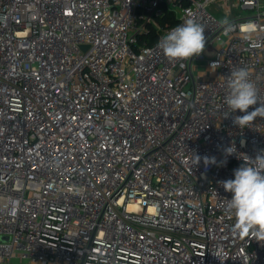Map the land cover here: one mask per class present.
<instances>
[{
    "label": "built area",
    "instance_id": "1",
    "mask_svg": "<svg viewBox=\"0 0 264 264\" xmlns=\"http://www.w3.org/2000/svg\"><path fill=\"white\" fill-rule=\"evenodd\" d=\"M188 19L205 51L170 61ZM238 68L264 102V0H0V264H264L217 183L264 150Z\"/></svg>",
    "mask_w": 264,
    "mask_h": 264
},
{
    "label": "clouds",
    "instance_id": "2",
    "mask_svg": "<svg viewBox=\"0 0 264 264\" xmlns=\"http://www.w3.org/2000/svg\"><path fill=\"white\" fill-rule=\"evenodd\" d=\"M227 23V21H225ZM205 28L195 20L188 19L182 25L174 27L158 42V47L170 61L191 60L205 51ZM218 66L213 63L211 68ZM229 94L226 104L230 113L239 110L244 115L233 118V124L241 129L248 128L255 119L264 117V102L258 100V89L250 79L246 68H238L230 72L227 78ZM248 111L251 106L257 105ZM243 141L241 144L243 145ZM224 155L236 152L234 144L226 147ZM201 157L194 153L193 162L198 165ZM239 168L234 170V179L222 180L217 183L226 191L232 193L227 199L226 211L235 218L234 231L249 236L259 242L264 241V150H260L254 158L243 159ZM207 166L215 164V157H203Z\"/></svg>",
    "mask_w": 264,
    "mask_h": 264
},
{
    "label": "trees",
    "instance_id": "3",
    "mask_svg": "<svg viewBox=\"0 0 264 264\" xmlns=\"http://www.w3.org/2000/svg\"><path fill=\"white\" fill-rule=\"evenodd\" d=\"M167 20L170 21V23H176L177 22L176 18L174 17V13L171 11H167L166 15L164 16V18L162 20H160V22L165 25L167 23ZM143 38L144 37H142L141 40H143ZM155 39H156V34H155V32H153L152 41L154 42Z\"/></svg>",
    "mask_w": 264,
    "mask_h": 264
},
{
    "label": "rangeland",
    "instance_id": "4",
    "mask_svg": "<svg viewBox=\"0 0 264 264\" xmlns=\"http://www.w3.org/2000/svg\"><path fill=\"white\" fill-rule=\"evenodd\" d=\"M243 12L245 13V10H243ZM216 13H217L220 17L223 16V12H222L221 10H217ZM236 14H238V10L234 9V10H233V15H236Z\"/></svg>",
    "mask_w": 264,
    "mask_h": 264
}]
</instances>
